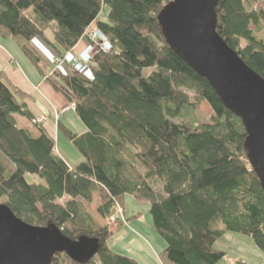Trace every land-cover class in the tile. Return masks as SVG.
<instances>
[{
  "label": "trees",
  "instance_id": "obj_1",
  "mask_svg": "<svg viewBox=\"0 0 264 264\" xmlns=\"http://www.w3.org/2000/svg\"><path fill=\"white\" fill-rule=\"evenodd\" d=\"M171 1L0 0V37L13 38L42 73L39 44L57 63L94 23L108 41L84 71L69 68L62 83L47 77L86 126L77 134L58 125L83 157L75 167L33 121L30 95L0 70V153L15 166L9 175L0 158V202L31 225L54 224L72 240L97 238L99 252L86 264H141L109 246V226L85 206L95 193L105 219L123 209L126 195L150 204L166 243L164 264H217L226 251L215 244L228 231L251 237L264 252V189L248 159L247 131L168 44L158 17ZM261 2L219 0L216 15L220 36L264 79ZM103 8L108 18L100 21ZM53 22L55 42L45 33ZM201 102L213 111L207 120ZM52 264L79 263L63 253Z\"/></svg>",
  "mask_w": 264,
  "mask_h": 264
},
{
  "label": "water",
  "instance_id": "obj_2",
  "mask_svg": "<svg viewBox=\"0 0 264 264\" xmlns=\"http://www.w3.org/2000/svg\"><path fill=\"white\" fill-rule=\"evenodd\" d=\"M218 2L172 0L158 19L170 47L242 119L248 159L264 189V79L218 33ZM99 249L97 238L72 240L54 224L31 225L0 202V264H52L63 253L86 264Z\"/></svg>",
  "mask_w": 264,
  "mask_h": 264
},
{
  "label": "rangeland",
  "instance_id": "obj_3",
  "mask_svg": "<svg viewBox=\"0 0 264 264\" xmlns=\"http://www.w3.org/2000/svg\"><path fill=\"white\" fill-rule=\"evenodd\" d=\"M260 7L264 10V0H262ZM107 18L108 10L107 8H103L99 16V20L104 21L107 20ZM96 24L97 23H94L93 27L88 30L86 34L87 36L89 32L93 33L98 30ZM56 25L57 23L53 22L45 32L46 37L52 42H55L54 31ZM253 29L255 28L253 27ZM84 38L87 40V42L83 49L79 50L76 46L72 51H68L65 58L60 59L57 63L54 62V55L51 57L52 61L49 60L51 52L45 46L39 44L40 48L43 47L41 48V54L43 57L41 61V68L43 71L46 72L45 69L47 66H49V69H51L52 67L49 65V63L52 62V64H54V72L51 73L52 79L55 81L57 80L58 83H61V80H58L61 79V77L58 73H56L55 70L60 72L58 69L63 68L69 73V68H73V60L86 62L91 55L95 54L96 49H94V46L92 45V40L89 37ZM0 39V42L5 44L8 49L9 46L7 44H11L12 46L16 45V47L18 46L17 42L13 38H7L12 42H9V40L5 42L3 38ZM90 46H92V49ZM16 64H18V66L21 65L18 59ZM23 68L24 67H22V69ZM39 75H41L40 72ZM48 83L54 87L51 81ZM68 106L71 108L74 106V104L72 103ZM198 108L199 113H201V115H203L206 120L212 117L213 111L207 102H201ZM15 116L20 118L17 114ZM62 122L77 134H81L86 130V126L81 121L77 113L73 110H69L62 116ZM55 141L57 152L63 158H65L71 166L83 161V157L79 150L69 140L63 131H57ZM0 158L6 164L8 168V174L10 175L15 170V166L1 153ZM100 200L99 194L95 193L93 202L90 204L85 203V206L99 225L109 226L110 231H114V233L112 232L111 234L109 246L115 252L128 256H139L142 260L146 261L144 255L147 253L148 256L152 255L149 250L151 247L157 248L159 243L162 244V246L166 245L165 240L154 228L152 217L149 213V203L138 202L133 196L126 195L122 204L123 209L118 206L117 213L112 216L115 218V220L112 221V217L105 219L99 214L98 207L101 203ZM215 248L226 251V256L217 264H235L236 261L240 260H244L248 264H264V252L257 247L251 237L241 233L232 231L226 232L216 242Z\"/></svg>",
  "mask_w": 264,
  "mask_h": 264
},
{
  "label": "crops",
  "instance_id": "obj_4",
  "mask_svg": "<svg viewBox=\"0 0 264 264\" xmlns=\"http://www.w3.org/2000/svg\"><path fill=\"white\" fill-rule=\"evenodd\" d=\"M93 25L94 24H92L90 28H92ZM3 39L5 42H7L8 40L9 42H12L10 41V39L7 38H3ZM86 42L87 40L85 38H82L77 44V48L79 50L83 49L86 45ZM7 45L9 46V49L5 44L0 42V70L5 72V74L8 76V78L15 86H17L18 88L22 89L24 92L30 95V97L26 99L28 109L30 110V112L33 114L34 117H39L42 115L47 117V121L46 123H44V125L48 130V132L55 138L56 133L59 130L58 125L60 122H62V116L69 110H73V111L75 110H74V106L69 108L68 105H70L71 103L68 102L66 97L62 93L55 90L54 87L50 85V83H48L49 80L47 77L51 76V73L54 72L53 70L54 64L50 62L49 65L52 68L49 69V66H47V68L45 69L46 72L42 73L18 46L17 47L16 45L12 46L11 44H7ZM51 57H53L52 53H50L49 60H51ZM17 59L20 61L21 64L20 66L16 64ZM22 67L24 68L22 69ZM58 70H60V72H58L57 70L55 71L59 75L68 74V71H66L63 68H60ZM39 72L41 73L42 76L39 75ZM64 108H68V110H66L63 114H61L60 111H62V109ZM58 113H60V115ZM23 122L24 121H22V123ZM78 164L79 163H77L76 165ZM76 165L74 164V166L72 167H75ZM112 232L114 233V231ZM158 245L159 246H157V248L151 247V249H149L150 252L152 253L151 256H148V253L144 255L146 261L142 260L141 257L139 256H131V257L137 259L141 264H164L160 259L159 254L160 251H162L165 246H162V244L160 243Z\"/></svg>",
  "mask_w": 264,
  "mask_h": 264
},
{
  "label": "built area",
  "instance_id": "obj_5",
  "mask_svg": "<svg viewBox=\"0 0 264 264\" xmlns=\"http://www.w3.org/2000/svg\"><path fill=\"white\" fill-rule=\"evenodd\" d=\"M88 37L92 40V45L94 46V49H96V52L99 49H108L109 45H108V41L105 38V36L99 31L96 30L95 32H89ZM90 48L92 49V46H90ZM92 55L90 56V58L87 59L86 62H80L79 60L74 61L73 60V68L77 71H84L86 69V63L89 62V60L91 59ZM60 59H56V62H59ZM66 110H68V108H64L62 109L61 114H63ZM60 115V113H58ZM58 116V115H57ZM59 117V116H58ZM34 122H38V123H46L47 121V117L42 115L37 117L36 119L33 120ZM112 221L115 220L114 217L111 218Z\"/></svg>",
  "mask_w": 264,
  "mask_h": 264
}]
</instances>
